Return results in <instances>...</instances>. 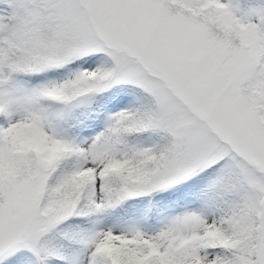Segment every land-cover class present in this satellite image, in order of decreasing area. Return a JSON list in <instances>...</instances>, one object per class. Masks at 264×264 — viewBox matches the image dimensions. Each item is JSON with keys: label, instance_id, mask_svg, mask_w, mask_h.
Here are the masks:
<instances>
[{"label": "snow or ice", "instance_id": "snow-or-ice-1", "mask_svg": "<svg viewBox=\"0 0 264 264\" xmlns=\"http://www.w3.org/2000/svg\"><path fill=\"white\" fill-rule=\"evenodd\" d=\"M0 264H264V0H0Z\"/></svg>", "mask_w": 264, "mask_h": 264}]
</instances>
